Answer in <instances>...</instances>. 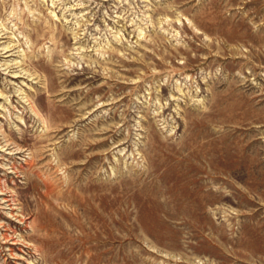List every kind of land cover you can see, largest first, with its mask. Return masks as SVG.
Masks as SVG:
<instances>
[{"label":"rangeland","instance_id":"obj_1","mask_svg":"<svg viewBox=\"0 0 264 264\" xmlns=\"http://www.w3.org/2000/svg\"><path fill=\"white\" fill-rule=\"evenodd\" d=\"M0 264H264V0H0Z\"/></svg>","mask_w":264,"mask_h":264}]
</instances>
